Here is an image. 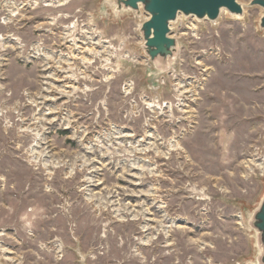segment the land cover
I'll return each instance as SVG.
<instances>
[{"label":"rangeland","instance_id":"obj_1","mask_svg":"<svg viewBox=\"0 0 264 264\" xmlns=\"http://www.w3.org/2000/svg\"><path fill=\"white\" fill-rule=\"evenodd\" d=\"M180 15L175 62L113 0H0V264H258L264 9ZM138 215V216H137Z\"/></svg>","mask_w":264,"mask_h":264},{"label":"water","instance_id":"obj_2","mask_svg":"<svg viewBox=\"0 0 264 264\" xmlns=\"http://www.w3.org/2000/svg\"><path fill=\"white\" fill-rule=\"evenodd\" d=\"M113 3L117 6L116 15L122 10H131L141 15V9L147 14L148 20L140 30L144 51L162 71H166L176 60L178 42L171 38V25L180 15L212 23L219 19L223 10L232 16L244 15L238 0H113ZM250 5L264 9V0H253ZM260 28L264 30V16ZM251 226L258 235L261 247L258 264H264V201L255 213Z\"/></svg>","mask_w":264,"mask_h":264},{"label":"bare ground","instance_id":"obj_3","mask_svg":"<svg viewBox=\"0 0 264 264\" xmlns=\"http://www.w3.org/2000/svg\"><path fill=\"white\" fill-rule=\"evenodd\" d=\"M226 12H227L226 10H223V11H222V13H224V14H227ZM179 17H180V16H179ZM235 17H237V16H235ZM237 18H240V17H237ZM263 165H264V164H263ZM137 216H138V215H137Z\"/></svg>","mask_w":264,"mask_h":264}]
</instances>
